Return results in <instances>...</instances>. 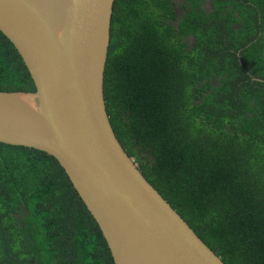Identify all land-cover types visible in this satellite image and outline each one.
<instances>
[{"label":"trees","instance_id":"16d2710c","mask_svg":"<svg viewBox=\"0 0 264 264\" xmlns=\"http://www.w3.org/2000/svg\"><path fill=\"white\" fill-rule=\"evenodd\" d=\"M189 1L177 28L173 0H115L108 113L146 178L227 264H264V0H212L210 13ZM0 90H35L1 30ZM0 264H115L57 159L3 142Z\"/></svg>","mask_w":264,"mask_h":264},{"label":"water","instance_id":"95a60500","mask_svg":"<svg viewBox=\"0 0 264 264\" xmlns=\"http://www.w3.org/2000/svg\"><path fill=\"white\" fill-rule=\"evenodd\" d=\"M115 0H0L35 90H0V142L57 159L115 264H227L146 178L108 113Z\"/></svg>","mask_w":264,"mask_h":264},{"label":"flooded vegetation","instance_id":"af4514ba","mask_svg":"<svg viewBox=\"0 0 264 264\" xmlns=\"http://www.w3.org/2000/svg\"><path fill=\"white\" fill-rule=\"evenodd\" d=\"M200 7H195L197 10L206 11L207 13H210L214 9V5L212 0H199ZM173 6L176 12V16L178 19L172 20V23L175 27L178 28L180 21L183 19L185 14L191 11L193 5L189 0H173ZM238 19H240V16L237 14ZM239 23L236 21L234 25H238ZM183 40L185 43H189V48L193 47L195 43V37L193 34H190L189 36H183Z\"/></svg>","mask_w":264,"mask_h":264}]
</instances>
